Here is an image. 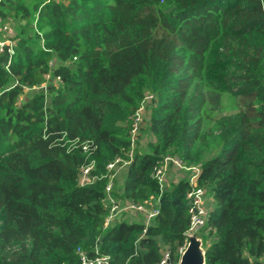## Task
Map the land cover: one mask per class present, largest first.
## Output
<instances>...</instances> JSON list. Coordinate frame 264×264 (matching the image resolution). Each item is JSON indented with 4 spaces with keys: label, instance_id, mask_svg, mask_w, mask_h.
Segmentation results:
<instances>
[{
    "label": "trees",
    "instance_id": "1",
    "mask_svg": "<svg viewBox=\"0 0 264 264\" xmlns=\"http://www.w3.org/2000/svg\"><path fill=\"white\" fill-rule=\"evenodd\" d=\"M0 24V264L178 263L193 183L160 187L167 155L213 199L205 264H264V0H0ZM131 150L111 194L157 213L107 223Z\"/></svg>",
    "mask_w": 264,
    "mask_h": 264
},
{
    "label": "built area",
    "instance_id": "2",
    "mask_svg": "<svg viewBox=\"0 0 264 264\" xmlns=\"http://www.w3.org/2000/svg\"><path fill=\"white\" fill-rule=\"evenodd\" d=\"M143 108L144 106H141V108L138 110L133 120V124L131 128L133 146H135L136 144L135 141L139 134V125L143 118ZM84 147L87 150L88 148L87 145H85ZM133 155H134L133 150H131L128 154L129 158H123L119 156L114 161L108 164V168L110 170H113L114 172L112 173L111 179L106 187V191H107L106 202L109 201L111 203L110 214L107 216L106 219L107 223L117 218L119 213L124 210H136V211H140L141 213H144L146 215V220H145L146 224H149L151 222V219L157 213V209L149 210L145 206H137L130 202H125L124 204L121 205L113 198V195L111 194L114 176L123 166H126L131 162ZM169 162H173L176 166L180 168L184 167L183 161L179 157H174L170 155L165 156L163 164L155 167V175L158 179L160 187L164 186L166 168ZM93 166H94V162L92 161L83 167L81 172V179H80L81 184L90 183L94 180L95 177L89 175ZM197 179H198V172L193 176L191 180V182L193 183V190L188 194V197L190 198V212H191V225L187 232L188 234L192 232L194 233L199 227H201L205 223V220L208 217V210L204 206L205 190L201 187H198ZM169 258H170V254L168 251H166L164 253L163 259L161 260L160 264H178V263H170ZM81 264H109V257L104 255L89 257L85 252L82 251Z\"/></svg>",
    "mask_w": 264,
    "mask_h": 264
},
{
    "label": "rangeland",
    "instance_id": "3",
    "mask_svg": "<svg viewBox=\"0 0 264 264\" xmlns=\"http://www.w3.org/2000/svg\"><path fill=\"white\" fill-rule=\"evenodd\" d=\"M170 9L171 7L168 8V10ZM8 25L9 24H7V26H2L0 24V48L4 43H11L12 42L11 36H14L15 34L14 28L11 26L8 27ZM59 64L60 62L57 59L54 61H51V65L53 68H56ZM38 90H40V88L38 87H34V88L26 87L25 94L22 96L21 99L30 97ZM144 111H146L145 107L143 108V113ZM145 125L146 123L144 122L143 127H142L143 130L139 136L140 143L143 149L151 150L152 149L151 144L155 138L152 134L146 131ZM124 169L125 168H121L119 172L117 173L119 180L122 179L124 176V173H125ZM197 172H198L197 166H194L191 168H180L176 166L173 162L172 163L169 162L166 168L163 189H166L167 187H171L173 184H176L181 178H184V177H188L190 178V180H192L193 176ZM120 202H122L121 204L124 203L123 201H120ZM204 206L207 210H209L213 206V199L207 194H205L204 196ZM141 215H143V217ZM118 216L127 218L129 220H136V219L140 220V219L145 218L144 213H141L140 211H136V210H124V211H121ZM194 234L196 233L194 232ZM188 242H189V238H188V241L185 247L187 246Z\"/></svg>",
    "mask_w": 264,
    "mask_h": 264
},
{
    "label": "water",
    "instance_id": "4",
    "mask_svg": "<svg viewBox=\"0 0 264 264\" xmlns=\"http://www.w3.org/2000/svg\"><path fill=\"white\" fill-rule=\"evenodd\" d=\"M189 242L183 250L178 264H205V249L202 239L193 232L188 234Z\"/></svg>",
    "mask_w": 264,
    "mask_h": 264
}]
</instances>
